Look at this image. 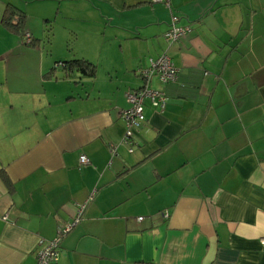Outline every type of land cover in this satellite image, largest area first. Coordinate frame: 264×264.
<instances>
[{
    "label": "crops",
    "instance_id": "0c3cea01",
    "mask_svg": "<svg viewBox=\"0 0 264 264\" xmlns=\"http://www.w3.org/2000/svg\"><path fill=\"white\" fill-rule=\"evenodd\" d=\"M172 18L188 31L168 44ZM56 25L78 45L60 62L94 75L44 57ZM162 55L165 109L146 101L125 143L127 94ZM92 193L54 264H264V0H0V264H36Z\"/></svg>",
    "mask_w": 264,
    "mask_h": 264
},
{
    "label": "built area",
    "instance_id": "2783aa9c",
    "mask_svg": "<svg viewBox=\"0 0 264 264\" xmlns=\"http://www.w3.org/2000/svg\"><path fill=\"white\" fill-rule=\"evenodd\" d=\"M150 2L153 4H163L167 7L170 5V0H150ZM176 20V18H172V24L164 35L165 41L168 44L177 42L187 34L188 29L176 26ZM25 42H30L29 35H25ZM57 66L62 67V64L58 63ZM140 76L142 77L143 85L139 90L127 94L126 98L129 107L121 111L120 114L125 124V135L123 139L125 143H132L135 133L144 125L145 116L143 109L146 101H148L155 110L163 111L165 109L167 101L166 95L161 91H155L149 88L151 79L156 77L162 84L173 83L177 79L178 70L168 56L162 55L156 60H151L148 69L141 71ZM132 151V149L129 150L130 153ZM112 152L114 153L115 150L112 149ZM78 162L80 166H85L89 163L85 156H80ZM92 198L93 193L84 204L77 206L75 219L71 225L59 229L54 239L50 241H40V247L35 256L36 264H54L57 261V251L62 238L71 230L72 226L80 221L86 204L91 201ZM161 216L166 219L168 213L164 211L161 213ZM4 219L6 218L4 217ZM139 220H142V218H139ZM261 242L264 244V239Z\"/></svg>",
    "mask_w": 264,
    "mask_h": 264
},
{
    "label": "trees",
    "instance_id": "16d2710c",
    "mask_svg": "<svg viewBox=\"0 0 264 264\" xmlns=\"http://www.w3.org/2000/svg\"><path fill=\"white\" fill-rule=\"evenodd\" d=\"M1 24L7 30L19 35V37L21 38L25 39V35H28V34H24L25 14L20 10H18L17 8H14L12 6H7L5 8V12L1 19ZM50 37H51V30L49 29L46 39L50 41L49 40ZM35 42L36 41L30 38V42L29 43L25 42V43L31 47H35L37 45ZM60 63L62 64V68L66 72L78 71L81 72L82 74L90 75V76L94 75L95 72L94 66L90 62L84 59H73L70 61L60 62Z\"/></svg>",
    "mask_w": 264,
    "mask_h": 264
},
{
    "label": "rangeland",
    "instance_id": "374dc122",
    "mask_svg": "<svg viewBox=\"0 0 264 264\" xmlns=\"http://www.w3.org/2000/svg\"><path fill=\"white\" fill-rule=\"evenodd\" d=\"M53 31L54 33L53 36L50 37V41H48L46 37L44 39L42 38L43 40H41L42 42H40L39 44L41 53L44 55V57H47L50 60H52L53 58V62H60L64 60L63 58H66L67 60L71 59L72 56L75 55L72 54V50L74 48H78L75 38L72 36L69 37L68 34L64 32V30L60 26L57 25L54 27ZM24 34H26L25 29ZM23 42H25L24 38Z\"/></svg>",
    "mask_w": 264,
    "mask_h": 264
}]
</instances>
